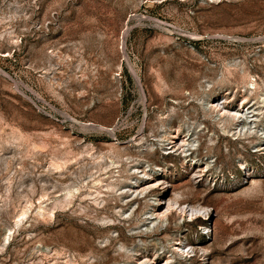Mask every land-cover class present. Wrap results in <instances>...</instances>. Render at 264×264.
Listing matches in <instances>:
<instances>
[{
    "label": "rangeland",
    "instance_id": "obj_1",
    "mask_svg": "<svg viewBox=\"0 0 264 264\" xmlns=\"http://www.w3.org/2000/svg\"><path fill=\"white\" fill-rule=\"evenodd\" d=\"M0 264H264V0H0Z\"/></svg>",
    "mask_w": 264,
    "mask_h": 264
},
{
    "label": "bare ground",
    "instance_id": "obj_2",
    "mask_svg": "<svg viewBox=\"0 0 264 264\" xmlns=\"http://www.w3.org/2000/svg\"><path fill=\"white\" fill-rule=\"evenodd\" d=\"M251 117H254V116H251ZM234 118L237 120V122L240 124V125H246V123H244L242 120L245 118V119H249V117L246 116V114L242 111V112H237L234 116ZM240 127V126H239ZM119 155V154H117ZM108 189H115V186L114 185H110L108 187ZM75 196V192L73 190H69L66 194V201H67V204L70 205L72 203V199L73 197ZM97 201V200H96ZM176 205V204H175ZM181 205V204H180ZM177 206V205H176ZM174 207V205H170V207L168 208L167 211H170L172 208ZM177 209L178 210H181L182 212H185L186 210L181 208L180 206L178 207L177 206ZM192 215V214H191ZM194 216V215H193ZM154 223V222H152Z\"/></svg>",
    "mask_w": 264,
    "mask_h": 264
}]
</instances>
